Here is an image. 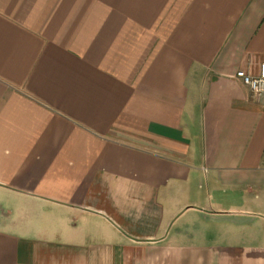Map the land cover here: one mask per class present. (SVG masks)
Masks as SVG:
<instances>
[{"label":"crops","instance_id":"crops-1","mask_svg":"<svg viewBox=\"0 0 264 264\" xmlns=\"http://www.w3.org/2000/svg\"><path fill=\"white\" fill-rule=\"evenodd\" d=\"M264 0H0V264H264Z\"/></svg>","mask_w":264,"mask_h":264},{"label":"built area","instance_id":"built-area-1","mask_svg":"<svg viewBox=\"0 0 264 264\" xmlns=\"http://www.w3.org/2000/svg\"><path fill=\"white\" fill-rule=\"evenodd\" d=\"M236 76L242 80L252 95L255 97L264 95V62L260 64L257 74L253 75L243 70H238Z\"/></svg>","mask_w":264,"mask_h":264}]
</instances>
